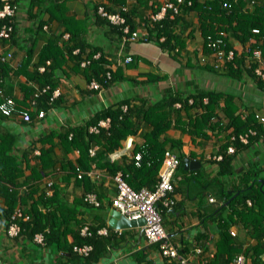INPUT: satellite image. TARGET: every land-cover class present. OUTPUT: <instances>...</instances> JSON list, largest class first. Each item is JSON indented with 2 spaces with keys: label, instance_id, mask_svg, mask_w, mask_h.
Instances as JSON below:
<instances>
[{
  "label": "crops",
  "instance_id": "1",
  "mask_svg": "<svg viewBox=\"0 0 264 264\" xmlns=\"http://www.w3.org/2000/svg\"><path fill=\"white\" fill-rule=\"evenodd\" d=\"M59 1V0H58ZM67 7L66 13L86 24L83 38L88 47L93 46L104 54L105 61L101 62V68L115 70L119 67L123 78L103 85L100 90L89 86L88 75L92 70H83L71 59L56 67L54 86L60 88V93L54 97L45 110L42 118H33L25 121L19 116H3L0 114V130H8L16 135L13 152L24 167V175L20 181L22 186L32 181L26 175L30 173L29 165L34 164L36 156L35 148L46 147L55 144L57 155V169L60 160L63 159V147L60 144L58 132L64 128L84 124L90 121L94 114L107 109L119 100L128 99L131 105L149 104L163 99L169 92H180L181 97L190 95L187 108H184L178 100L171 106V126L161 133V137L180 140L178 149L183 153L182 165H178L173 176L172 196L175 202L170 207L162 206V222L171 239L186 255L192 264H221L215 255L216 239L218 237L220 208L229 202L251 184L255 179L264 184V135L244 146L230 144L233 154L230 162L231 172L220 173L219 160L222 157V147L229 141L233 126L227 125L228 117L224 109L227 107L224 96L220 97L215 108V115L211 117L208 125L202 128L191 125L190 121L201 111L199 105L190 107L199 90H224L234 96L235 111L233 113L244 117L249 112L264 115V90L258 88V84L251 75L243 74L239 80L220 75L213 68H209L212 62L203 46V37L199 28V19L195 11L183 12V19L175 25L176 31L184 36L185 43L179 49L169 50L162 48L155 40L128 39L117 36L115 31H109L108 25L100 23L93 14L94 3L105 4L107 0H62ZM260 1V0H258ZM163 0H128V7H135L133 19L138 27L143 18L155 11ZM55 0H16L17 9L13 18L14 30L10 38L3 42L0 40L4 51H11L12 58L8 59L11 71L5 73L0 80V99L12 96L19 109H25L29 104L31 92L25 88L37 84L29 80L24 74L13 73V69L20 64L22 58L30 50L33 53L29 67H34L38 60L39 52L46 44L49 36L62 30L57 19L49 17V12L40 10L47 5H52ZM53 10V5L51 6ZM46 19L41 29L36 28L38 21ZM64 34L68 33L65 32ZM63 34L62 38H66ZM229 36V35H228ZM231 39V36H229ZM233 39V38H232ZM253 37H250L249 40ZM233 47L239 53L245 49L240 41L234 39ZM246 42L245 46H247ZM78 50L76 47L73 53ZM246 52V51H245ZM95 52L94 57H97ZM67 56V54H65ZM96 55V56H95ZM205 55L206 59L201 60ZM130 56V61L125 57ZM38 71L44 63L36 62ZM97 79L94 75L90 77ZM98 80V79H97ZM100 81V80H98ZM101 82V81H100ZM207 100L206 97L203 98ZM0 100V101H1ZM213 122H218L219 125ZM264 127V123L262 124ZM152 125L143 118L137 120L136 132L129 134L122 140V146L111 153V158L124 160V155L131 156L132 150L137 145L144 144L142 132L149 131ZM132 138L129 146L131 154L122 151L126 147L128 138ZM231 142V141H230ZM171 147V146H170ZM177 154V147H171ZM64 150V149H63ZM78 155L75 150L66 154L70 159ZM189 159L188 165L185 160ZM28 166H25V165ZM94 170V169H93ZM99 174L91 178L96 182V192L100 193V205L95 206L75 198L82 195L80 185H75L73 180L67 181L63 174L55 173L43 176L52 179L62 187V194L69 203H76L72 215L79 222L103 223L98 232L108 235L105 253L91 264H179L175 261H167L160 253L158 247L151 243L141 229V225L116 227L111 225L110 210L111 197L115 192L113 178L104 171L94 170ZM97 176V175H96ZM239 194V196H240ZM82 197V196H81ZM236 199V198H235ZM234 199V202H235ZM4 203L0 197V204ZM247 205L251 204L246 199ZM230 209V206L228 207ZM220 213V214H219ZM224 213V211H223ZM77 222L66 225L73 229ZM241 224H231L230 231L233 236L242 241L244 245L252 243L253 237L248 229ZM204 232L205 243L203 253L195 251L194 245L199 244L203 237L198 235ZM82 233V232H81ZM198 237V238H197ZM196 238L199 239L196 241ZM70 243L72 234L66 235ZM264 258V253H262ZM0 264H86L77 260L66 247L49 248L42 246L35 238L29 235H10L4 228V222L0 216ZM231 264V262L229 263ZM245 264H247V259Z\"/></svg>",
  "mask_w": 264,
  "mask_h": 264
},
{
  "label": "trees",
  "instance_id": "2",
  "mask_svg": "<svg viewBox=\"0 0 264 264\" xmlns=\"http://www.w3.org/2000/svg\"><path fill=\"white\" fill-rule=\"evenodd\" d=\"M14 1L16 3V0ZM107 1L108 3H105L104 6L109 10L119 9L120 14L124 17V23L113 24L106 20L97 13L99 4L94 3L92 9L96 20L108 25V30L115 31L117 36H129L136 26V21L133 19L136 6L128 7V0ZM174 3L178 7L176 12L170 8L164 17L150 21L148 25L149 38L155 40L162 48L173 50L183 47L185 43L184 36H182L181 32L176 31L175 25L178 20L183 19V12L188 13L193 10L198 15L205 52H208L205 46L207 35L212 34L215 36L218 30L223 29L231 36V39L229 36L226 38V49L233 47L232 40L234 39L241 42L244 46L243 49L246 48L245 44L248 42L250 51L254 48L261 49V56L264 60V0H255L253 2L251 0H183L178 3L174 0ZM1 5L2 1L0 0V7ZM52 5L53 10L51 8ZM52 5H47L40 11L49 12V17L57 19L58 24L62 26V30L55 35L49 36L36 61L45 63L46 59H49V64H46V69L43 71H38L36 62L34 67H29L33 53L28 50L20 64L12 72L15 74L22 73L38 85L50 84L51 88H53L56 67L61 66L67 59H71L76 65L81 66L80 61L86 58L89 59V63L83 66V70L93 71L92 74L88 75L89 81L90 77L94 75L101 81L96 79L99 84L103 86L116 80L118 76L123 78L124 76L119 67L115 70L101 68V62L105 61V57L101 51L98 52L99 55L97 57L93 56L98 51L97 46H93L85 52L86 47L89 46L83 38L86 24L68 15L66 13L67 7L62 0H55ZM159 6L153 8V10L156 12ZM171 13H173V16H170ZM147 18L145 17L142 20L148 22ZM7 20L8 18L0 17V27ZM45 20L38 21L36 28L41 29ZM12 24L14 26L13 21ZM125 25L129 27L127 32L124 31ZM253 27L258 28V32H253ZM65 32L68 33V36L62 38ZM162 36L163 39H160ZM250 37H253V39L249 40ZM0 40L3 42L5 39L0 38ZM76 47L78 51L73 53V49ZM65 54H67L68 58L65 57ZM247 54L245 50L239 53L235 51L233 57L225 59L224 63L218 65L211 63L207 66L219 72L220 75L236 80H240L243 74L247 73L258 84V88L263 91L264 78H260L255 73L256 62L254 59L249 58L250 61H246ZM11 70L8 60H0V80L5 73ZM108 71L110 72L109 76L106 75ZM25 88L32 94V86L25 85ZM50 93L51 90L42 93L37 98V109H46L48 107ZM195 95L198 98L195 99L194 97L193 102L188 106L195 107V105H199L202 109L193 116L190 123L191 125L199 126V128L208 125L211 117L215 115V108L219 98L224 96L227 106L224 109L228 117L227 125L233 126L234 131L229 141L222 147L219 171L221 174L230 173V162L233 154L227 152L229 145L234 144V142L237 146L242 144L246 146L252 143L264 135L263 123L257 119L255 111L249 112L244 117H241L238 113H233L235 111L233 107L234 96L229 92L227 93L224 90H199ZM164 96L166 97L161 100L140 105H131L128 99L119 100L111 107L96 112L90 121L59 131L58 137L64 149H62L64 157L60 160L59 169L56 166L55 144L51 143L46 147L43 146L40 153L36 156L35 163L29 165L31 171L26 177L32 179V181L25 186H22L20 181L21 176L24 175V167L13 152L16 135L8 130H0V197L4 201L2 205L0 204V216L3 219L4 228L7 229L8 225L15 221L20 227L16 235L26 233L30 238L35 239L36 234H41L42 239L38 242L42 246H48L49 248L66 247L71 256L77 260H82L86 264L97 261L105 253L106 238H108V235L98 232L103 223L79 222V219L77 220L75 215H72L76 203H69L62 194V187L50 178L52 193L48 194L46 181L43 182L42 178L48 174L61 172L64 175V179H67V181L73 180L75 185L81 186L83 195L85 191H97L96 182L91 179L89 174L84 173L78 176V172L79 170H91L95 167L99 171L106 172L111 177L118 170H122L126 181L134 189H139L142 186L153 187L158 178L157 172L166 148L171 149V147L176 146L179 157L178 165H182L181 163L183 162V153L178 149L180 140L162 138L161 133L171 126L170 115L173 103L179 100L183 107L187 108L190 95L181 97L182 94L180 92L175 94L169 92ZM204 97L207 98L206 101H204ZM16 104L18 107V103ZM123 105H126V108H123ZM31 113L34 115V111H31ZM0 114L3 115L1 112ZM107 116L110 119L107 127L99 125L97 131L89 130L91 125H97L100 119ZM140 118L152 125L149 131L142 132L144 144L135 146L132 150V155L130 157L124 155V160L122 161H119L118 158H111V153L122 146V140L129 134L136 132L137 120ZM214 124L219 125L218 122H213L211 125L213 126ZM250 128L254 129L255 132L248 133ZM245 132L248 134L247 142L239 139V134ZM93 146L97 147L91 153L89 149ZM73 150H78V155L72 160L66 154ZM138 151L141 152V158L136 163L134 156ZM25 166L28 165L26 164ZM260 186L261 182L255 179V183L251 184L250 187L247 186L228 205H223L220 208L221 215L219 216V230L214 257L221 264H229L230 262L233 264L234 255L238 252L246 256L247 264H264V258L262 257V253H264V184L262 188ZM98 194L100 196V193ZM81 196L75 198V201L80 200L87 204ZM247 198L251 200L250 205L246 203ZM227 206H230V209ZM16 207L21 211V215L12 217ZM161 209L162 207L160 208V213ZM76 221L78 222L75 229L66 226ZM86 224L88 225V232L83 234L81 229ZM231 224H241L240 226L247 228L249 235L253 237L254 241L244 245L242 241L237 239V235L233 236L231 234L229 230ZM68 233H71L73 237L70 243L66 239ZM198 236L203 238L194 247L204 248V232H201ZM197 238L196 241L199 240ZM74 244H89L91 249L88 254L81 255L73 250ZM203 252L201 248L199 254ZM165 259L167 260V258Z\"/></svg>",
  "mask_w": 264,
  "mask_h": 264
},
{
  "label": "built area",
  "instance_id": "3",
  "mask_svg": "<svg viewBox=\"0 0 264 264\" xmlns=\"http://www.w3.org/2000/svg\"><path fill=\"white\" fill-rule=\"evenodd\" d=\"M2 5L0 7V17L1 18H8L7 22H4L0 27V38L8 39L11 36V32L13 30V18L17 9V5L14 0H1ZM177 3L182 2L183 0H175ZM255 0H251L253 2ZM118 8V7H117ZM172 9L174 12L177 11L178 7L174 3V0H163V2L160 4L158 10L154 13H151L148 16V22L147 21H140L138 27H135L129 36H124L128 39H143L147 40L149 39V31H148V25L150 21L158 20L162 17H164L165 13L168 9ZM97 13L100 14L103 18L108 20L109 22L113 24H120L124 23V17L120 14L119 9L117 10H109L107 9L104 4H99L97 8ZM170 16H173V13L170 14ZM124 31H129L128 25L124 26ZM253 32H258V28L253 27ZM67 36V34H64ZM228 37V32L226 30H218L214 35L208 34L207 39L205 41V46L208 49V57L211 60L213 65H218L224 63L225 59H231L236 51L234 47H231L229 49H226V38ZM160 39H163V36L160 37ZM78 51V50H77ZM76 51V52H77ZM245 51L248 53L246 61L249 62L250 59H254L256 62V66L254 68V71L257 75L260 76V78H264V60L261 56V49L260 48H254L250 51L249 45L247 44ZM99 54L97 53V56ZM94 56V55H93ZM96 56V55H95ZM12 58V52L11 51H4L2 45H0V60H8ZM206 59L205 55L201 56V60L204 61ZM131 57L127 56L125 57V61H130ZM50 60L46 59L45 63L40 66V70L43 71L46 69V64H49ZM89 63V59H82L80 61V65L86 66ZM107 76L110 75V72L108 71L106 73ZM89 86L91 88L100 90L102 88V85L99 84V82L92 78L89 81ZM51 90L49 102L56 97L60 93V88L58 86H54L51 88L50 84H44V85H33V91L31 94V97L29 98V106L25 109H19L17 107V104L12 96H5L0 101V112L3 115L7 116H19L25 121H30L34 117L39 119L42 118L45 114L44 109H37L36 108V101L37 98L44 92H48ZM123 108H126V105H123ZM31 111H34V115H32ZM255 116L257 119L264 123V115L255 113ZM109 117H105L99 120L97 125H91L89 130L90 131H97L99 125L107 127L109 125ZM254 129H249L248 133H254ZM248 134L240 133L239 139L243 142H247ZM97 146L91 147L89 150L91 153L94 152L95 148ZM78 152V150H75ZM228 151H233V146L228 147ZM40 153L39 148H35L33 150V154L38 155ZM135 160L136 163H138V160L141 158V152L138 151L135 153ZM179 163V157L178 155L169 148H166L163 154L162 162L159 166L158 172H157V180L153 187L148 186H142L139 189H134L125 179V174L122 170H118L113 176V181L115 184V192L114 195L111 197V205L116 208L122 215L126 216L127 218L131 219H139L142 218L144 220V223L141 225V229L146 235L147 239L151 243H155L158 247L160 253L167 258L168 261H175L179 264H191L188 257L184 254H182L179 251L178 246L169 239L167 232L165 230V227L162 222V216L160 213V208L162 206L164 207H170L174 202L175 199L172 196L171 192L173 191V176L175 169ZM95 170L96 168L93 167ZM79 170L78 176H81L84 173H87L90 175L91 178H96L99 176L94 170ZM97 175V176H96ZM46 186H47V193H52L51 188V180L46 179ZM83 200L91 205L99 206L100 205V199L98 197V194L96 191L90 190L85 191L82 195ZM15 215H21V211L18 207H16L12 213V217ZM27 217V216H26ZM19 225L17 222L12 221L8 227H7V233L10 235H16L19 231ZM81 232L85 234L88 232V225H84L81 229ZM231 234H234V231H230ZM35 238L40 241L42 239L41 234H36ZM196 252H200V247H194ZM91 249V245L89 244H83L73 245V250L76 251L78 254L86 255L89 253ZM246 262V256L240 252L236 253L233 258V264H245ZM116 264V263H112ZM193 264V263H192Z\"/></svg>",
  "mask_w": 264,
  "mask_h": 264
},
{
  "label": "water",
  "instance_id": "4",
  "mask_svg": "<svg viewBox=\"0 0 264 264\" xmlns=\"http://www.w3.org/2000/svg\"><path fill=\"white\" fill-rule=\"evenodd\" d=\"M132 138H128L127 142H126V147H124L122 149V151L124 152H128L129 154H131L130 150H129V146H130V142H131ZM190 162L189 159L185 160V165H188ZM110 214H111V218H110V223L113 226L116 227H124V226H130V225H142L144 223V220L142 218L139 219H129L126 216L122 215L116 208H112L110 210Z\"/></svg>",
  "mask_w": 264,
  "mask_h": 264
},
{
  "label": "rangeland",
  "instance_id": "5",
  "mask_svg": "<svg viewBox=\"0 0 264 264\" xmlns=\"http://www.w3.org/2000/svg\"><path fill=\"white\" fill-rule=\"evenodd\" d=\"M261 175L264 176V173H262Z\"/></svg>",
  "mask_w": 264,
  "mask_h": 264
}]
</instances>
